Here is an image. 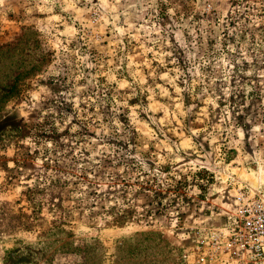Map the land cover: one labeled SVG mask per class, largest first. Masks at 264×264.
Listing matches in <instances>:
<instances>
[{
	"label": "rangeland",
	"instance_id": "obj_1",
	"mask_svg": "<svg viewBox=\"0 0 264 264\" xmlns=\"http://www.w3.org/2000/svg\"><path fill=\"white\" fill-rule=\"evenodd\" d=\"M264 199V0H0V264H244Z\"/></svg>",
	"mask_w": 264,
	"mask_h": 264
},
{
	"label": "built area",
	"instance_id": "obj_2",
	"mask_svg": "<svg viewBox=\"0 0 264 264\" xmlns=\"http://www.w3.org/2000/svg\"><path fill=\"white\" fill-rule=\"evenodd\" d=\"M236 224L229 229L231 247L237 250V261L244 264H264V199L247 196L238 197ZM215 257H199L197 264H211Z\"/></svg>",
	"mask_w": 264,
	"mask_h": 264
}]
</instances>
